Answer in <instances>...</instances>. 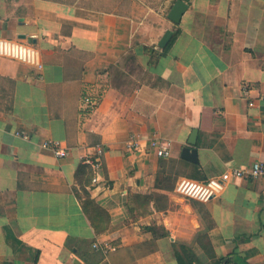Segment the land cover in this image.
Segmentation results:
<instances>
[{"label":"crops","instance_id":"1","mask_svg":"<svg viewBox=\"0 0 264 264\" xmlns=\"http://www.w3.org/2000/svg\"><path fill=\"white\" fill-rule=\"evenodd\" d=\"M184 1L175 24L176 0H0V37L31 43L43 64L0 56V264H264V178L232 179L207 203L167 193L155 208L160 178L264 160V0ZM168 29L179 34L156 57ZM85 94L98 99L86 116ZM194 129L197 163L181 157ZM98 144L99 180L80 183ZM89 197L101 213L84 210ZM105 241L118 246L108 256L94 246Z\"/></svg>","mask_w":264,"mask_h":264},{"label":"built area","instance_id":"2","mask_svg":"<svg viewBox=\"0 0 264 264\" xmlns=\"http://www.w3.org/2000/svg\"><path fill=\"white\" fill-rule=\"evenodd\" d=\"M36 35H31L30 38H35ZM0 56L14 58L23 63L31 65L37 69L43 67L39 50L29 42L22 40L6 39L0 37ZM244 91L248 92V87L244 86ZM98 104V99L91 94H85L81 103V114L86 116ZM18 135L28 138V133L18 131ZM142 135L133 133L130 135L127 147L130 150L139 149L141 146ZM42 147L51 151L57 158H65L70 155L71 147L64 145L57 139H46L42 143ZM149 148L152 149L159 157H169L171 149L168 144L161 139L153 137L149 141ZM105 148L98 144L95 146L93 154L85 155L82 158V163L88 164L94 174L92 181L94 183L99 180V173L102 170ZM264 178V160L256 161L251 165L241 167H231L224 171L220 176L209 179L208 181H197L194 179L182 177L176 185V192L185 198L198 200L207 203L212 198L220 195L226 185L232 179H258ZM94 246L100 249L106 256L117 250L118 246L111 241L103 243H95ZM101 264H108L103 262Z\"/></svg>","mask_w":264,"mask_h":264},{"label":"water","instance_id":"3","mask_svg":"<svg viewBox=\"0 0 264 264\" xmlns=\"http://www.w3.org/2000/svg\"><path fill=\"white\" fill-rule=\"evenodd\" d=\"M189 4L184 0H176L173 4L172 8L168 13V18L175 24H179L181 22L183 14L188 9ZM174 36V30L168 29L165 31L160 41L158 42V46L161 49H165L169 43L171 42ZM198 130L194 129L189 137L188 144L183 148L181 157L191 162H198V152L194 147L197 141Z\"/></svg>","mask_w":264,"mask_h":264},{"label":"trees","instance_id":"4","mask_svg":"<svg viewBox=\"0 0 264 264\" xmlns=\"http://www.w3.org/2000/svg\"><path fill=\"white\" fill-rule=\"evenodd\" d=\"M178 34H179V30H176L175 31V34H174V36H173V38L171 40V42L169 43V45L165 49H163V51L161 52V54L160 53H157L156 54V57H159L160 55H163V54L167 53V51L169 50L170 46L172 45V43L174 42V40L176 39V37H177ZM150 51L154 52L153 49H150ZM77 175H78V179L80 180V183L82 182V177L88 179L89 181H91L92 180V177H93V170H92V168L88 164L82 163L80 165L79 169H78ZM172 177L175 178L176 185H177L180 177H177V176H165V177L160 178L158 180V187H159V189H160V186L159 185H160L161 182L163 183L164 181H171L172 179H174ZM175 189H176V186H175ZM85 193L87 195H89L88 192H85ZM157 194H159V193H156V195L154 196L155 199H156L155 208H157V209L164 208L166 206V204H165V206H160L159 205L160 199L162 197H164V196H158ZM146 199H148V201H149L150 199H152V197L151 196L145 197V200ZM88 207L93 208L95 210V212L98 213V214L101 213L100 212V209L101 208L90 197L84 203V210L86 212H88ZM99 217H100V220H101L100 222L102 223V220L104 218L103 214L102 215L100 214ZM92 221H93V224L96 225V228H99V225H97L96 221L94 219H92ZM178 260H179V263L180 264H186L185 261H184V259L181 256H178Z\"/></svg>","mask_w":264,"mask_h":264},{"label":"rangeland","instance_id":"5","mask_svg":"<svg viewBox=\"0 0 264 264\" xmlns=\"http://www.w3.org/2000/svg\"><path fill=\"white\" fill-rule=\"evenodd\" d=\"M62 1H68V2H72L73 0H62ZM88 2L91 4L92 0H88ZM174 178V177H172ZM160 191L159 194H157L158 196H164L160 199L159 201V205L160 206H165V204H167V206H169L168 204V199L166 197L167 193H173V194H177L179 195L176 190H175V186H176V181L175 178L172 179L171 181H164L163 183H160Z\"/></svg>","mask_w":264,"mask_h":264}]
</instances>
